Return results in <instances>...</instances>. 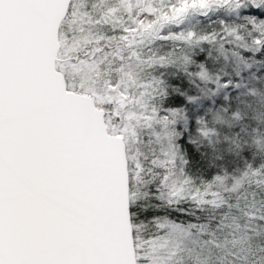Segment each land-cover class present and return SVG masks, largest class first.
Here are the masks:
<instances>
[{
    "label": "snow or ice",
    "instance_id": "obj_1",
    "mask_svg": "<svg viewBox=\"0 0 264 264\" xmlns=\"http://www.w3.org/2000/svg\"><path fill=\"white\" fill-rule=\"evenodd\" d=\"M0 264H264V0H0Z\"/></svg>",
    "mask_w": 264,
    "mask_h": 264
}]
</instances>
